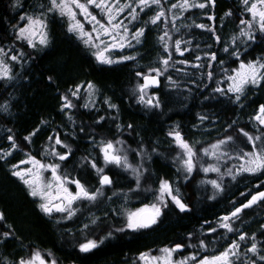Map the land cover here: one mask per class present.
Wrapping results in <instances>:
<instances>
[{"label": "trees", "instance_id": "16d2710c", "mask_svg": "<svg viewBox=\"0 0 264 264\" xmlns=\"http://www.w3.org/2000/svg\"><path fill=\"white\" fill-rule=\"evenodd\" d=\"M173 1L161 0L159 5L165 15ZM206 2L200 11L196 7L187 11L189 17H196L193 21L205 26L203 29L194 23L176 32L168 23L167 30L162 18L151 22L155 17L152 8L140 10L139 30L143 29V35L139 42L135 40L130 46L111 51L109 57L116 62L106 64L97 59L93 46L69 31L68 17L49 11L50 0H0V57L10 65L9 76L0 78V103L12 100L15 109L8 121L12 139L0 140V213L4 215L5 230L11 233L15 229L19 235L9 234L0 245L6 259H28L39 251L55 264H123L143 252L177 244L183 245L177 254L210 257L236 242L238 258H232L233 264H264L260 258L264 257V199L242 208L252 196L264 192V170L238 172L239 164L234 161L253 151L241 130L261 136L256 141L258 147L264 144V125L255 120L264 105V80L243 91L239 100L237 94L227 90L228 76L239 62L259 59L264 63L258 56L264 53V37L249 40L241 35L245 26L240 21L250 18L242 0ZM22 16L43 18L48 32L46 45L33 47L26 39L18 38V30L26 22ZM207 38L212 39L209 45L214 58H203L201 68L196 69L206 71L211 78H185L182 85L188 86L191 102L176 109L167 75L177 81L184 79L180 72L184 62L176 64L175 58L194 62L196 51ZM174 40H184L182 50L187 46L190 49L177 55ZM13 56L17 59H11ZM165 60L170 67L168 73L164 70ZM155 69L165 72L160 75L162 84L158 89H144L143 93L148 90L153 97L148 103L143 96L142 102V77L153 74ZM65 98L71 107H65ZM170 126L185 140H202L189 144L196 157L206 145L205 148L232 137L221 170L206 174L195 168L189 173L183 164V151L167 132ZM191 133L195 136H189ZM235 140L242 144L236 145ZM108 142L130 167L105 162L102 148ZM59 155L66 159L60 160ZM29 157L59 165V175L68 181L79 180L89 192L99 189L102 195L94 201H78L68 220L62 212L45 214L41 201L31 196L29 187L13 175L12 166ZM106 172L112 176L110 186L100 183ZM162 181L170 183L186 210L181 211L167 200L161 204L155 224L128 229V213L154 202ZM116 197L125 202L113 206L112 199ZM236 208L242 211L229 221L233 230L228 231L221 226L222 218ZM91 211L95 213L83 228L85 235L65 241L66 229L80 228L77 216ZM241 235L244 240L239 239ZM90 240L98 246L81 251L80 246ZM201 241L206 247H200ZM252 244L256 245L255 253L248 251Z\"/></svg>", "mask_w": 264, "mask_h": 264}, {"label": "snow or ice", "instance_id": "6c2138e0", "mask_svg": "<svg viewBox=\"0 0 264 264\" xmlns=\"http://www.w3.org/2000/svg\"><path fill=\"white\" fill-rule=\"evenodd\" d=\"M51 7L49 11H58L59 14L63 17H68L69 31L77 32L81 38L87 37L84 39L85 44H91L95 46L93 33H96L95 40H99L100 44L104 45L103 51H98L96 53L97 59L101 63L112 64L116 61L106 57L104 52H107L110 47H124V41L126 40V35L128 33V28L123 24L122 21L116 22V17L119 13L124 11V8L131 7L130 4H125L121 6L118 3L113 4L110 0H86V3H81L80 0H50ZM243 4L246 6V11L251 14V20H241L240 23L242 25H247L248 31L242 30L241 35L246 36L249 40L254 39V36L251 33V29L253 27V21L258 25L259 30L264 32V0H242ZM161 0H139V4L141 5V10L144 7H149L152 4L159 5ZM88 5H94L96 8L102 10L103 13L107 15V23H102L97 19L95 15L88 10ZM188 0H183L182 4H173L172 8L180 7L186 8L188 7ZM205 7V4L192 5V7ZM75 9H79L80 13L83 15L84 19L93 25L91 32H86L84 30V25L80 20L76 18L77 13ZM133 19L136 18V12L133 8L129 13ZM165 13L163 10L157 13V15L152 19V23H156ZM230 15V13H229ZM22 20H27V24L24 27L19 29V37L20 39H26L27 43L30 46H35L32 37H35L37 33H39V43L41 45H46L48 43L47 40V32L45 31L47 25L45 21L39 17L33 18L31 16H22ZM198 27H205L204 25H198ZM123 29V32L120 30ZM143 35V29L138 30L133 34V38L139 42V37ZM101 36H108L111 38V43L101 40ZM167 36V33H165ZM163 39V37H161ZM119 41V43H117ZM180 41H176L177 50H179ZM130 46V44H129ZM214 58V57H213ZM11 59L16 60L17 57L13 56ZM124 59H134V57H125ZM166 65L168 63L167 60L163 61ZM0 75L4 77L8 76L9 69L6 65L3 64V61L0 60ZM159 74V70H153ZM139 75V73H138ZM145 83L141 85V101L143 102V91L145 88L149 86V83H156L154 77H150L148 75L144 76ZM228 79L232 81V83L228 87L229 92L236 93V99L239 100L240 94L243 93L245 87L249 84L257 85L262 80H264V63L259 61L249 62L245 64L241 62L239 68L235 70V75L229 76ZM89 89L93 86L89 84ZM216 91H223V89H217ZM76 93H73L75 95ZM65 107H71V103L67 102V98H65ZM148 103H151L149 100ZM255 120L259 122L260 125H264V105H261L257 115L255 116ZM243 135L247 138V140L252 144L253 151L243 153L240 157L241 159H246V163L239 165L240 172H249L255 173L261 170H264V144L259 147L256 144V141H260L262 139L261 136H252L247 132L241 130ZM169 135H174L177 144L184 149L187 154V159L183 160V164L186 167L187 171L190 173L193 170V156L195 152L192 147L183 140L179 132L169 133ZM9 139H12L9 137ZM232 140V137H228L227 140H221L216 145H213V149H219L220 145L226 144L228 141ZM57 144H60L61 141L59 139L56 140ZM15 147V144H13ZM104 153V160L106 163H115V164H123L124 166L130 167L127 165L126 158H122L120 155L115 154V147L112 142H108L102 148ZM207 154V150H205ZM60 160L66 159V156L60 155ZM31 163L33 165L32 168L27 169L25 172L15 171L13 175L19 177L25 185H27L30 189V195L33 197H39L43 202L40 204L41 210L48 215H51L53 211L56 212H66L68 217L70 218L74 215V210H72V204L74 201L80 199H87L89 201H94L97 199L98 195H102V192L98 189L96 192H89L83 184L80 183L79 180L68 181L67 177H62L58 174L59 165L48 164L44 165L39 160H36L34 157H29L28 161H22L21 163ZM15 167V166H14ZM93 168L96 167L95 164L92 165ZM41 170H50L51 171V180L47 183H43L41 181ZM205 172L207 171H219L217 168H205L203 169ZM98 172H102V169H97ZM229 175L232 174L231 170H229ZM29 178H25V176ZM72 183L76 185L77 191L72 192L66 186V183ZM101 185L110 184L111 180L108 176H102ZM211 183L219 188L220 185L216 181H211ZM55 186L56 188V196L53 197L51 195L50 190ZM160 199L163 200L164 194L167 193L169 196H172L171 186L167 181H162L160 185ZM264 199V192H260L257 195L252 196L251 200L248 201L247 204H244L242 208L250 207L255 204L258 200ZM54 200H60V203H53ZM172 200L176 204V206L181 210H186V205L183 204L176 196H172ZM242 208H236L234 212L230 214V216H224L222 218L223 223L221 226L228 231H232L231 224L229 221L233 218L238 217L239 213L242 211ZM145 213H148L147 215ZM160 215V208L157 207L156 204L150 206H146L145 208L138 209L135 212H129L127 215V224L126 227L128 229L137 230L140 228L150 227L152 224L156 223V218ZM0 219H3L2 214H0ZM87 227V226H86ZM124 229H118V231H123ZM215 231V229H213ZM7 235V234H5ZM111 235V233H109ZM240 240H244L245 236L241 235L239 237ZM103 241H100L102 243ZM98 246L96 241H88L85 244L80 246V250L83 252H88L91 249H94ZM183 247V245H175L172 248H164L161 249L162 256L160 257H148L145 254H142V259H151L154 261H162V264H188L189 261H196V256L192 255L189 257H185L182 260L173 261L172 254L177 252ZM200 247H206L203 241L200 243ZM239 245L236 242H233L228 248H226L223 252H220L219 255H214L211 257L205 256L203 259H200L197 264H233V257L238 258L237 249ZM248 251L255 253L256 245L252 244L251 248ZM264 260V257H260ZM17 264H55V261H46L42 254L39 251L34 252L30 258L24 259L21 258ZM252 264H255L253 261Z\"/></svg>", "mask_w": 264, "mask_h": 264}, {"label": "rangeland", "instance_id": "374dc122", "mask_svg": "<svg viewBox=\"0 0 264 264\" xmlns=\"http://www.w3.org/2000/svg\"><path fill=\"white\" fill-rule=\"evenodd\" d=\"M175 1H173V3L170 4V8H169V11L170 12H169V14L168 15H164V16L161 17L163 19V22H164V27L167 30H170V28L167 26L168 23L171 24L172 28L176 32H178L181 28H183L185 26L188 27L189 24L196 23L197 26L198 25H203L201 22L193 21V19H195L196 17L194 15H192V16L189 17L187 15V11H188V9L195 8V7H192V5H199V4H205L206 5L207 4L206 1H208V0H188V5H189L188 7H186V8H180V7L172 8V5L173 4H182L183 3V0H178L176 2ZM80 2L81 3H86V0H80ZM110 2L113 3V4H115V3H117V0H110ZM118 3L121 6H123L125 4H130L131 5V7L124 8V11L121 12V13H119V15L116 17V22L122 21L123 24L126 25L127 28H128V33L126 35V40L124 41V45L125 46H129V44L131 45L136 40V39L133 38V34L136 33L139 30V25H140L139 15H140V10H141V5L139 4V0H118ZM133 8L135 9V12H136V18L135 19H133L132 16L129 15V13L131 12V10ZM145 8H152L154 10V12H155V16L161 10H163L164 13H165V10L161 7V5L152 4L151 6L144 7L143 9H145ZM196 8H199L198 11L202 10V8H200L198 6ZM88 10L92 13V15H95L97 17V19L100 20L102 23H105V24L107 23V15H106V13H103L101 9L96 8L94 5H88ZM75 11L77 13L76 18L78 20H80L81 23L84 25V30L86 32H91L92 31V28H93V25L90 24V23H88L84 19L83 15L80 13L79 9H75ZM31 17L37 18V17H34V16H31ZM39 18H41V17H39ZM41 19H43V18H41ZM251 19H252V17H251V14H250V18L248 20H251ZM26 24H27V20H26L25 24L23 26H21V27H24ZM244 26H245V28H243V29L246 30V31H248L249 29H248L247 25H244ZM199 28H201V27H199ZM45 31L47 32V29H45ZM120 31L123 32V29H121ZM18 32H19V30H18ZM251 33H252V35L254 37L256 36L258 39H261L262 37H264V32H261L259 30L258 25L254 21H253V27L251 29ZM95 37H96V33H93V38H94L95 46H93L91 44H89V45L93 46V48L95 49L96 53L98 51H101L102 52L103 49H104V45L100 44V41L99 40H95ZM47 38H48V32H47ZM86 38L87 37L82 38L83 41ZM32 39H33L34 44H39V33H37V35L35 37H32ZM100 39L101 40H105V41L111 43V38L108 37V36H101ZM176 41H180L179 50H177ZM176 41L174 40V47L177 50V55L184 54V50L188 47L186 45L187 47L182 50V46H183V44H185V41L184 40H176ZM211 41H212L211 38H207L204 41H202V43H204L205 45L201 46L199 48V50L196 51V55L194 57L195 60L192 63H187L186 60L181 59V58H175V62L174 63H176V64L181 63V62H184V64H183L184 65V68L180 70V72L183 73V75H184V79H181V80H178L177 81L176 79H174V78L172 79L169 75H167L168 76V81H169L168 87L170 88V92L172 93V95H178V94L181 95V93H184V94H187L188 93V91H189L188 88H186V90L183 91L184 86L182 85V81L184 82L185 81V78H188V79H192V78L194 79L195 78L194 80L200 78V79H202L204 81H206V80H208V79L211 78V75H208L206 71H202L201 69H196V68H201L200 60H202L203 58H205V60H210V58L211 59L213 58V50L211 49V46L209 45V43ZM117 43H119V41H117ZM124 47H122V48H124ZM122 48L121 47H114V48L113 47H110L107 52H104V55L106 57L110 58L109 57V54H110L111 51L119 50V49H122ZM0 60H2L3 61V64L8 67V69H9L8 76H9V73H10V65L8 64V62L6 61V59L4 57H0ZM241 62H244L245 64H247L249 62H256V61H249V62L248 61H241ZM241 62H239L238 66L232 71V73L229 76L235 75V70L239 68V65H240ZM168 66H169V63H167L165 65V67H164V70H165L166 73H168V70L170 69V67H168ZM172 66L175 67L174 64ZM0 67H2V65H0ZM155 70H158V69H155ZM153 72L157 74L156 71H153ZM165 72H161L159 70V75H164ZM3 77H4L3 75H0V78H3ZM178 82L181 83V84L178 85ZM261 82L259 84H261ZM231 83H232V81H230L228 79V87H229V85ZM259 84H257V85L249 84V85H247L245 87L244 91L247 88H249V87H255V86H258ZM147 91L148 90H146L143 93V96L146 97V101H149V100H151V98L153 97V95L149 94ZM234 94H236V93H234ZM92 95L93 94H91V95L88 96V100L91 99ZM0 109L2 111H4V112H7V113L11 114V115H14V106L12 104V101L6 100L4 103H2L0 105ZM171 133H174V132H171ZM171 136L174 139L175 143L177 144L174 135H171ZM183 140L186 141L184 138H183ZM217 143L218 142H216V143L208 146L205 149V150H207V154L205 153V150H204V152H203V154H204L203 156L205 157L204 160L203 159H199L195 155L193 156V158H192L193 159V164H194L193 170L195 168H199V170L203 171L206 174H209L211 172H218V171H207V172H205L203 170L205 168H217V169L221 170V168H222L221 166H222V164L224 162V159L227 156V148H228V145L226 143V144L220 145V147H219L218 150L217 149H213L212 146L213 145H216ZM179 148L183 151L184 158L187 159V154L185 153L184 149H182L180 146H179ZM116 151H115V154L119 155ZM121 157L123 158V156H121ZM240 157L234 158L235 159L234 161H237L239 165H241L243 163H246V159L247 158L245 157L244 159H241ZM35 159L38 160L37 158H35ZM28 160H29V158H27V159H25L23 161H28ZM21 162H19L16 165L17 166L16 167V171L25 172L27 169L33 167V165L30 162L29 163H21ZM40 162L42 164H44V165H48V164H45L42 161H40ZM239 165L236 168V171H238V172H240L239 171ZM25 178H29V177L26 175ZM49 180H51V171L50 170H41V181H42V184L43 183H47ZM169 185H170V183H169ZM66 186L72 192L77 191V188H73L69 183H66ZM171 189H172V187H171ZM50 192H51V195L53 197L56 196V188H55V186H53V188L50 190ZM160 196H161V193H160V190H159V194L157 195L156 200L154 202H152L150 205H148V207L150 208L151 205L156 204L157 207L160 208L161 204H163L167 200L173 201L172 200V196H176L182 202V200L179 198V196L176 194V192L173 189H172V196H169L167 193H165L162 201L160 199ZM37 198L41 201V203L43 202L39 197H37ZM80 200H77V201H74L73 202V204H72V210H74V212L76 211V209L74 208V206ZM55 201L56 200H54L53 202H55ZM145 207H146V205L145 206H142V207H140L138 209H142V208H145ZM138 209L133 210L131 212H135ZM54 212H56V211H54ZM61 215L68 216L66 212H62ZM91 218H92V214L88 215L86 217V219L80 220V222L77 225V227H80V228L86 227L89 224V222H90L89 219H91ZM85 243H87V242H85ZM85 243H83V244H85ZM164 248H170V247H164ZM164 248H162V249H164ZM142 254H145L148 257H160V256H162L161 249L159 251L156 250V251H151V252H143V253L139 254L136 257V259L141 261V263L139 262V264H162V261H154V260H151V259H147V260L146 259H142L141 258L142 257ZM192 255H194V254H192V253L177 254L175 252V253L172 254V259H173V261H177V260H182L183 258L192 256ZM217 255H219V254H217ZM203 258L204 257H202V258H197L196 257V261H189L188 264H197V262L200 259H203ZM44 259L47 261L46 258H44ZM17 262L15 264H17ZM49 262H51V261H49Z\"/></svg>", "mask_w": 264, "mask_h": 264}, {"label": "bare ground", "instance_id": "6f19581e", "mask_svg": "<svg viewBox=\"0 0 264 264\" xmlns=\"http://www.w3.org/2000/svg\"><path fill=\"white\" fill-rule=\"evenodd\" d=\"M260 55H258V56H261L262 57V59L264 60V53H259ZM257 61H259V62H261L259 59L257 60ZM262 63V62H261ZM160 88V87H159ZM186 88H188V86H184V89H183V91H185L186 90ZM154 89V88H153ZM158 89V88H157ZM189 94H190V90L188 91V93L187 94H184V93H181V95H170L172 98H174V102L175 103H177L176 105H175V108L176 109H179V107H183V106H188L189 104H190V102H191V96H189ZM6 100H4V101H2L1 103H0V105L2 104V103H4ZM9 101H12V100H9ZM13 104V103H12ZM14 112H15V109H14ZM11 117H13V115H11V114H9V113H7V112H4V111H2L1 109H0V140H2L4 137L6 138V141L9 139V131L11 130V127H10V124H8V121H9V119H11ZM173 126H170L169 127V129H167V132L169 131L170 133L171 132H177V129L176 128H172ZM189 136H195L193 133H191V134H189ZM234 138H238L237 137V135L236 134H234ZM223 140H227V138L226 139H223ZM187 141V143L188 144H193L192 142L193 141H195V142H198V143H202V140H198V139H193V141H191V140H186ZM231 141V140H230ZM230 141H228L227 142V145H228V148H229V142ZM258 143V142H257ZM235 144L236 145H238V144H242L241 143V141L240 140H235ZM2 146H4V145H2ZM207 146V145H206ZM205 146V147H206ZM205 147H203V148H201V150L199 151V156H198V158L199 159H205V157L203 156L204 154H203V152H204V150L206 149ZM137 148V147H136ZM205 148V149H204ZM227 148V149H228ZM138 149V148H137ZM204 149V150H203ZM17 165V164H16ZM15 164L12 166V171L13 172H15L16 171V166ZM15 166V167H14ZM112 177V176H111ZM112 201H114V203H113V206H117V205H119L120 203H124L125 201H122L121 200V197H116V198H113L112 199ZM183 202V201H182ZM184 204V203H183ZM123 205L124 204H122V206L121 207H123ZM54 212V211H53ZM95 213V211H91V212H88V213H85V214H82V215H80V217L79 216H77V218L79 219V221L80 220H83V219H86V217L88 216V215H90V214H94ZM0 214H2V216H3V219H4V215H3V213H0ZM3 219H0V236H1V238H0V245L3 243V241L5 240V237H7L9 234H11V235H13L14 237L16 236V235H18V233L16 232V230L15 229H13L12 230V232L10 233V232H8V231H6L5 230V228H6V226H5V223L3 222ZM64 219L65 220H68L69 219V217L68 216H66V217H64ZM51 224H53V226H57V224H56V222L55 221H51ZM14 226V225H13ZM83 229V228H82ZM82 229H80V228H77V229H72L71 231H67V229H66V231H65V234L63 235V239H65V241L66 240H69V238H70V240H75L76 238H79V237H82L83 235H85V233L87 232L86 230H82ZM5 234H7V235H5ZM19 236V235H18ZM17 237V236H16ZM90 241H92V240H90ZM32 249H34V248H32ZM48 249H51V248H48ZM7 257H6V255H5V253L2 251V248H0V264H2L1 262H5V264H15L17 261H12V260H10V259H6ZM139 262H140V260H137V259H134V260H131V261H126V262H124L123 264H139Z\"/></svg>", "mask_w": 264, "mask_h": 264}, {"label": "water", "instance_id": "95a60500", "mask_svg": "<svg viewBox=\"0 0 264 264\" xmlns=\"http://www.w3.org/2000/svg\"><path fill=\"white\" fill-rule=\"evenodd\" d=\"M146 75H148V76H150V77H154L155 78V80L157 81L156 83H149V86L147 87V88H145V89H150V88H154V89H157V88H159L160 86H161V84H162V80H161V76L159 75V74H145V75H143V77L144 76H146ZM142 77V85L145 83V81H144V78ZM108 176L109 178H110V180H111V183H112V177H111V175L109 174V173H104V174H102L101 175V177H100V181H101V178H102V176ZM111 183L110 184H106V185H103V186H110L111 185ZM257 195V194H256ZM61 201L60 200H56L55 202H53V203H60ZM146 215L148 214V213H145ZM156 220H157V218H156ZM153 225V224H152ZM151 225V226H152Z\"/></svg>", "mask_w": 264, "mask_h": 264}, {"label": "flooded vegetation", "instance_id": "af4514ba", "mask_svg": "<svg viewBox=\"0 0 264 264\" xmlns=\"http://www.w3.org/2000/svg\"><path fill=\"white\" fill-rule=\"evenodd\" d=\"M140 263H141V261H140Z\"/></svg>", "mask_w": 264, "mask_h": 264}]
</instances>
